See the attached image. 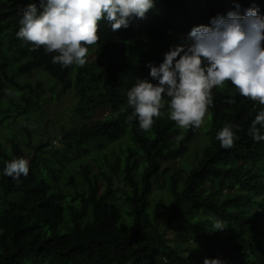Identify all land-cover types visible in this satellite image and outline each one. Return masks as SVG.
<instances>
[{"label":"trees","instance_id":"obj_1","mask_svg":"<svg viewBox=\"0 0 264 264\" xmlns=\"http://www.w3.org/2000/svg\"><path fill=\"white\" fill-rule=\"evenodd\" d=\"M29 3L39 0H0V101L7 105L0 110V169L13 157L29 160L28 175L18 181L0 175V264H162L161 257L168 264H202L205 257L264 264V142L246 134L258 106L240 96L224 104L232 86L214 88L208 143L189 166L188 147L201 126L180 128L163 110L142 131L128 120L126 103L135 78L150 79L146 63L162 62L193 26L237 3L241 14L255 3L264 15V0H156L127 29L113 33L101 21L97 45L88 46L95 59L87 55L83 67L64 69L42 47L29 51L16 37L18 12ZM19 63L21 74L39 70L50 90L15 85L9 70ZM48 91L51 100L70 93L74 101L55 136L36 145L31 132L24 143L2 135L5 120L39 112ZM100 110L105 115L96 118ZM229 120L242 126L240 139L222 149L215 132ZM177 160L182 183L178 172L162 171ZM160 179L168 205L151 198ZM209 216L225 228L212 231Z\"/></svg>","mask_w":264,"mask_h":264},{"label":"clouds","instance_id":"obj_2","mask_svg":"<svg viewBox=\"0 0 264 264\" xmlns=\"http://www.w3.org/2000/svg\"><path fill=\"white\" fill-rule=\"evenodd\" d=\"M156 0H39L18 12L16 37L42 50L61 69L83 67L100 39V22L115 33L127 29L133 19H143ZM226 14L209 18L207 25L193 26L186 42L170 46L159 64L146 63L148 78H135L126 92L131 109L128 120L148 131L163 110L180 128H200L213 107V89L227 87L233 95L222 103L234 105V96L250 100L256 107L246 134L253 142H264V15L252 3L240 12V5ZM154 81V83H153ZM7 91V90H5ZM242 126L226 121L215 132L220 148L231 149L240 139ZM29 160L23 156L3 161L0 175L18 181L27 176ZM212 231L223 230L225 222L208 217ZM162 264H168L161 257ZM202 264H224L218 258H203Z\"/></svg>","mask_w":264,"mask_h":264},{"label":"rangeland","instance_id":"obj_3","mask_svg":"<svg viewBox=\"0 0 264 264\" xmlns=\"http://www.w3.org/2000/svg\"><path fill=\"white\" fill-rule=\"evenodd\" d=\"M89 62L93 61L95 59V53L94 51H90L88 54ZM22 64L19 63L17 65H12L9 72L11 73V79L13 83L17 86L23 87V86H30V87H37L41 85L40 90H50V83L47 79L43 78L42 73L39 70H36L29 74H21L18 69L20 68ZM41 83V84H40ZM44 85V86H43ZM54 94V92L48 91L47 93H44L42 96L44 98H47L49 101L41 106V109L39 112L32 113L27 116H16L14 119H8L4 121L5 127L3 128L4 132H2V135H5L8 139H18L19 142L24 143L26 142V132H31V134H34L36 136L35 144L37 145L42 140L46 139L48 136H55L60 127L62 125H65L68 123V118L70 115L71 105L74 102L72 94H67L65 97L61 98L59 101L51 100V96ZM6 104L4 101H0V110H4L6 108ZM106 110H100L96 112L95 117L101 118L102 115H105ZM5 114V113H4ZM8 114V113H7ZM5 114L6 116H8ZM1 115V114H0ZM15 116V113L10 114V116ZM205 116L206 119L203 120L201 129L199 131V135L196 139V142L194 141L191 143L188 147V153L186 155V158L189 159V166L194 162L197 153L204 145H207V131L209 130L208 124H210L211 120V114L208 112ZM3 117L0 116V121ZM208 118V120H207ZM201 136L205 137V141L201 140ZM201 142V143H197ZM199 146V147H198ZM26 151V150H25ZM191 159V160H190ZM168 170V173H176V178L180 180V183H182L184 174L180 173L182 169V162L177 160L170 165H163V170ZM162 186L158 189H154L151 198L156 200H162L164 204H169V196L165 187V180L160 179ZM167 214V212H165ZM162 227L165 230L166 226L164 223H162ZM168 236L170 239L175 238V233L172 230H168Z\"/></svg>","mask_w":264,"mask_h":264}]
</instances>
